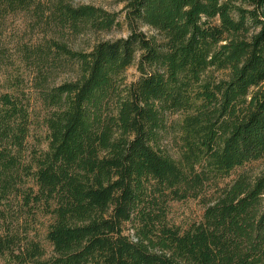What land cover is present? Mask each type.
Returning a JSON list of instances; mask_svg holds the SVG:
<instances>
[{
  "label": "trees",
  "instance_id": "16d2710c",
  "mask_svg": "<svg viewBox=\"0 0 264 264\" xmlns=\"http://www.w3.org/2000/svg\"><path fill=\"white\" fill-rule=\"evenodd\" d=\"M125 13L127 37L96 40L118 13L0 0L1 26L24 15L41 36L19 50L27 81L2 71L0 50V259L264 264V172L245 171L264 160V0H127ZM84 36L95 43L71 47ZM25 83L38 114L24 91L2 92ZM35 116L44 134L31 146ZM189 199L204 214L182 230L168 208ZM40 222L50 252L32 235Z\"/></svg>",
  "mask_w": 264,
  "mask_h": 264
},
{
  "label": "rangeland",
  "instance_id": "374dc122",
  "mask_svg": "<svg viewBox=\"0 0 264 264\" xmlns=\"http://www.w3.org/2000/svg\"><path fill=\"white\" fill-rule=\"evenodd\" d=\"M75 2L79 5H94L109 12L118 13L120 26L109 33L99 34L96 37V40H116L119 38L127 37L130 34V29L125 19V6L127 4V0H75ZM139 29L145 32L148 36L157 34L155 30L147 26L139 25ZM39 39H41V36L35 35L31 32L30 28L28 27V19L24 15H12L6 18V20L3 21V26L0 25V50H2V52L4 53L5 63L7 64L3 66L2 71H10L12 73V77H17L21 73V76L25 78V81H27V75L29 71H25V66L21 62L22 55L19 50L24 43H36ZM94 40L95 38H92L91 36H84L75 39L70 43V45L76 50L85 49V45H87L88 42H90V44L92 45L93 43H95ZM212 74L217 78H225L226 72H213ZM125 75L127 83L135 82L140 77L136 65L130 67ZM71 78H73V76L65 75L62 76L59 81ZM2 79H4V76ZM3 81L4 80H2V82ZM24 85L25 86L14 89L2 88V92L8 91L10 93L18 95L21 93V91H24L30 99L32 108L37 109V112H35L34 114H38L40 108L36 103L35 95L33 91L25 89V87H27L26 85H28L27 83H25ZM180 118H182L180 114L168 115L169 122H175ZM33 119L34 125L31 128V137L29 138V143L31 146H38V143L41 142V137L44 134V130L42 129L40 120H38L36 116ZM162 145L175 157H178L174 144L171 140H164ZM242 171L243 169L234 171L232 176L222 183V186L226 183L231 182ZM245 171H248L251 175H257L264 172V160L247 166L245 168ZM210 193L211 192H209V194ZM168 209V219L170 223L179 226L182 230H185L188 229L191 224L202 220L205 207L200 199H189L182 202H171ZM41 221L47 222V220L44 219H41ZM124 232L126 235L133 236L132 225L127 224L125 226ZM44 234L45 229L43 226V222H40V224H37V229L32 233V235H37L38 239L44 241ZM44 244L50 252L49 245L45 241ZM0 264H3V261L1 259Z\"/></svg>",
  "mask_w": 264,
  "mask_h": 264
}]
</instances>
